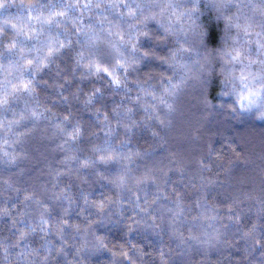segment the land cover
Returning <instances> with one entry per match:
<instances>
[{
  "label": "clouds",
  "instance_id": "clouds-1",
  "mask_svg": "<svg viewBox=\"0 0 264 264\" xmlns=\"http://www.w3.org/2000/svg\"><path fill=\"white\" fill-rule=\"evenodd\" d=\"M0 264H264V0H0Z\"/></svg>",
  "mask_w": 264,
  "mask_h": 264
}]
</instances>
